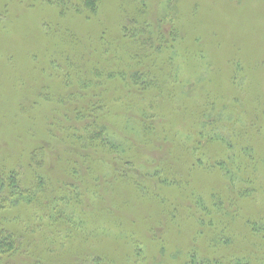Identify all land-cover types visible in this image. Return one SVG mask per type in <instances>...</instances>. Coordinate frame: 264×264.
I'll return each instance as SVG.
<instances>
[{"label": "rangeland", "instance_id": "rangeland-1", "mask_svg": "<svg viewBox=\"0 0 264 264\" xmlns=\"http://www.w3.org/2000/svg\"><path fill=\"white\" fill-rule=\"evenodd\" d=\"M93 2L0 0V264H264V0Z\"/></svg>", "mask_w": 264, "mask_h": 264}, {"label": "trees", "instance_id": "trees-1", "mask_svg": "<svg viewBox=\"0 0 264 264\" xmlns=\"http://www.w3.org/2000/svg\"><path fill=\"white\" fill-rule=\"evenodd\" d=\"M77 1V2H76ZM94 1V0H93ZM92 0H84V1H82L81 2V0H75V4H77V3H80V6H82L83 4H84V9H86L87 8V5H88V3L90 2V6H89V8H90V10H92L93 9V6H92V4L94 3ZM72 1L71 0H67V1H65V0H63V4H62V7H61V9H66V10H68V9H71L72 8ZM73 3V4H74ZM77 11H81V9L80 8H78L77 9ZM84 12V11H83ZM169 16V15H168ZM168 16H166V17H168ZM165 17V18H166ZM169 18V17H168ZM129 19H134V18H131V17H129ZM125 26L122 28V31L121 32H124V31H126L125 33H129L130 35H131V29H132V27L130 26V25H128V24H124ZM135 26V25H134ZM146 33V32H148V35H149V40L148 41H146V40H144V41H141V40H139V38L137 37L138 36V33H139V31H137V35H136V37H132L133 38V40H136L138 43H141V45H142V48H146L145 46L146 45H151V40L153 39V36L155 37V36H157L154 32H152L151 31V28L149 27V25H144V27H142V30H141V33H142V36H144L143 35V33ZM164 34V33H163ZM162 33H159L158 35H159V40H160V42H162L163 43V39L165 38V36L163 35ZM134 34H132L131 36H133ZM176 35H177V32H173L172 33V36L174 37V38H176ZM155 39V38H154ZM153 39V40H154ZM165 41V40H164ZM111 42V41H110ZM165 45V44H164ZM138 77V76H137ZM139 77L140 78H142V76L141 75H139ZM77 81L79 82V80L77 79ZM98 96V95H97ZM101 104V103H100ZM102 106V105H101ZM209 114V113H208ZM207 114V115H208ZM53 122H56V120L55 121H53ZM96 128H98V127H96ZM88 129V128H87ZM97 130V129H96ZM93 129L90 131V132H87V134L86 135H91V136H93V135H95L93 132ZM80 144L82 143V141H81V139H80ZM90 144L91 145V143L92 144H96L97 143V146H98V148L99 149H106V150H108V151H113L115 148H114V145L113 144H111L110 143V141H109V139H107V138H104V136H102V135H99V136H96L95 138H88L87 139V141L84 143V144H82V145H86V144ZM33 155V154H32ZM38 157H40L39 155H38ZM33 159H34V157H32ZM35 159H36V157H35ZM38 165L37 166H41L42 165V163L40 162V161H38ZM36 174H38V173H36ZM3 176V175H2ZM32 181H30L28 178H27V181L28 182H33V185H34V187L33 188H31V189H26V191L25 192H23L22 190L20 191V189H18L17 187H16V185H15V183L13 182V187H14V189H15V191L16 192H19V194L21 193V194H23V193H29V194H33V193H35L34 192V188L36 187H39L40 185H41V183H42V178L39 176V175H35V174H33V176H32ZM222 198L221 197H218V196H214V198H213V205H215L214 206V208H216L217 209V207H219L220 205H222V207H224V203H225V199L226 198H224V200H221ZM196 201H198L197 199H196ZM229 201H231V199L229 198ZM198 202H200V201H198ZM232 202V201H231ZM232 204V203H231ZM232 206H233V204H232ZM206 207V206H205ZM207 208V207H206ZM200 209L203 211V213L205 214V218H204V220H207V219H209L208 221H209V223H212L213 222V224H214V228H213V233L214 234H220V236H222L223 235V233L224 232H226V230H221V228L222 227H219V229H218V220L216 219V215L214 216V214H212V210L210 211V210H207V211H204L201 207H200ZM235 210V208H228V210H227V212L226 213H229V211H232V210ZM218 211V210H217ZM236 212V211H235ZM213 215V216H212ZM213 217H215V218H213ZM194 220H195V218H194ZM198 222H199V224L201 225V221L200 220H198ZM203 223H204V221H202ZM220 223V222H219ZM255 223V222H254ZM205 224V223H204ZM248 225H249V228H250V230L252 231V233L253 232H255V235H257L258 237H259V239H260V241L261 242H263L264 243V220H263V223L262 224H260L259 225V228H260V230H259V233L256 231V229H257V227H256V225L255 226H253V223L250 225V222H248ZM227 233V232H226ZM258 233V234H257ZM228 234V233H227ZM254 234V233H253ZM219 236V237H220ZM10 238H11V236H9V234L7 233V232H1L0 233V249L2 250V249H9L11 246H12V244H11V242H10ZM196 240V239H195ZM10 250V249H9ZM258 255H260V257H264V253L262 254V250L261 251H259L258 252ZM192 258V257H191ZM191 258H190V261H191ZM188 264H190V263H188ZM195 264H198V263H195ZM201 264H212V263H210L209 261H207V260H204V261H202L201 262ZM215 264H217V263H215ZM231 264H253V263H251L250 261H249V259H239V260H235V261H233Z\"/></svg>", "mask_w": 264, "mask_h": 264}]
</instances>
